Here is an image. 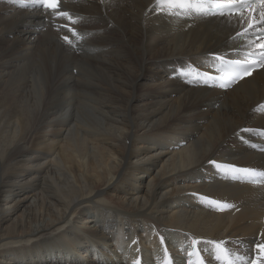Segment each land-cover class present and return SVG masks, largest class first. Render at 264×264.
Returning a JSON list of instances; mask_svg holds the SVG:
<instances>
[{"label":"bare ground","instance_id":"bare-ground-1","mask_svg":"<svg viewBox=\"0 0 264 264\" xmlns=\"http://www.w3.org/2000/svg\"><path fill=\"white\" fill-rule=\"evenodd\" d=\"M155 3L63 0L70 24L0 0V264H221L209 242L264 243V177L223 167L264 171V70L221 89L213 55L252 49L239 23Z\"/></svg>","mask_w":264,"mask_h":264},{"label":"snow or ice","instance_id":"snow-or-ice-1","mask_svg":"<svg viewBox=\"0 0 264 264\" xmlns=\"http://www.w3.org/2000/svg\"><path fill=\"white\" fill-rule=\"evenodd\" d=\"M14 2L20 3L23 7L39 8L46 15L53 18H63L70 24L78 22L69 10L63 8V0H14ZM155 8L170 16L225 17L229 21L235 19L239 23L240 28L236 35L248 39V44L252 50L244 53L245 58L243 60L226 59L222 55H213V59L221 63V68H218V71L227 70L229 73L228 78L223 76L212 77L215 80L223 81L221 87H227L238 78L243 79L245 76L251 75L257 68H264V0H156ZM70 24L61 25V27L67 28L74 36L78 35L76 29ZM62 39L70 45L73 44L67 35L63 36ZM206 75L210 74L206 73ZM210 163L221 167L216 161H210ZM223 167L252 177H264V171L256 169L236 168L234 165H223ZM204 199L208 198L204 197ZM209 202L216 205L220 210L233 207L231 204L215 200ZM161 242L163 243V238H161ZM198 243L199 241H193L194 245ZM209 243L214 245L215 259L221 264H264V243H256L255 255L251 258L239 255L233 258L225 241H211ZM193 255L198 258L195 264H205L199 249L188 253L189 257ZM136 264H139V261ZM165 264H172L170 256ZM188 264H193V261L190 259Z\"/></svg>","mask_w":264,"mask_h":264},{"label":"rangeland","instance_id":"rangeland-1","mask_svg":"<svg viewBox=\"0 0 264 264\" xmlns=\"http://www.w3.org/2000/svg\"><path fill=\"white\" fill-rule=\"evenodd\" d=\"M28 12H30V11H28ZM79 218H80V217H79ZM84 218H85V216L81 217V220H82V225L86 226V225H87V223L84 221Z\"/></svg>","mask_w":264,"mask_h":264}]
</instances>
